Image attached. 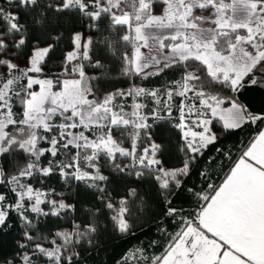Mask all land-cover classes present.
I'll use <instances>...</instances> for the list:
<instances>
[{"label": "trees", "instance_id": "16d2710c", "mask_svg": "<svg viewBox=\"0 0 264 264\" xmlns=\"http://www.w3.org/2000/svg\"><path fill=\"white\" fill-rule=\"evenodd\" d=\"M130 1L134 7L139 4V0ZM92 8L65 5V0H0L1 51L26 63L37 46H49L41 68L54 78V88L60 89L62 78L73 74L65 62L75 47V35L81 32L89 39L88 54L81 63L89 97L103 100L114 93V109L129 113L134 99L143 102L148 125L140 131L138 150L145 141L155 144L159 161L138 162L120 152L102 153L96 161L101 177H77L80 152L53 126L37 129L34 148L13 145L3 150L0 206L6 215L0 224V264H23L27 252L30 264H158L187 225H200L201 209L264 126V88L249 80L251 74L234 88L214 80L205 64L191 57L137 72L132 27L107 11L93 16ZM239 32L232 29L218 35L216 48L228 54ZM192 67L199 74L188 78L189 103L199 104L202 97L213 95L225 105L240 103L249 116L235 128H226L220 119L211 117L215 137L195 153L183 136V96L178 89V82ZM123 91L130 94L124 96ZM28 97L25 89L12 95L17 123L9 125V130L23 128ZM127 128H114L117 139H125L122 132ZM186 163L175 178L161 182V169H177ZM26 185L45 191L50 199L58 195L69 206L54 211L47 201L40 212L20 205V191ZM118 208L123 210L125 227L118 222ZM53 241L62 245L50 250Z\"/></svg>", "mask_w": 264, "mask_h": 264}, {"label": "rangeland", "instance_id": "374dc122", "mask_svg": "<svg viewBox=\"0 0 264 264\" xmlns=\"http://www.w3.org/2000/svg\"><path fill=\"white\" fill-rule=\"evenodd\" d=\"M65 5L85 9L91 6L93 16L107 11L117 21L131 26L135 36L134 67L137 72L154 71L163 63L191 57L201 60L214 80L230 85L232 75L224 68L230 52L222 53L216 48L215 41L218 35L232 29L242 30L235 43L239 59L233 65L234 74L240 77L249 65H257L252 75L264 71V0H161L159 4L154 0H139L137 7L130 0H65ZM88 45L89 39L78 32L75 47L68 52L65 62L70 64L73 74L62 78L61 88L55 89L54 78L41 68L49 46H37L28 62L18 63L3 55L0 40V152L13 145L34 148L39 139L37 129L53 126L80 152L77 177H101L96 161L102 153L120 152L138 162L159 161L155 144L145 141L140 152L138 150L140 131L148 125V116L142 110L143 102L134 99V107L129 113L114 109V93L103 100L89 97L87 76L81 68L88 54ZM198 74L197 68L192 67L178 82L179 93L183 96L180 124L192 153L201 150L214 137L208 106L213 101H220L208 95L202 97L199 104L189 103L191 85L188 78ZM23 89L29 92L23 128L12 131L9 125L17 122L11 110V97ZM122 94L127 96L130 93L123 91ZM118 125L128 127L122 132L123 141L114 133ZM55 144L56 141L52 145L53 151ZM187 166L188 163L177 169H161L158 176L163 184H167ZM47 195L43 190L26 185L20 191L19 204H27L40 212L47 201L54 205V211L69 206L62 197L57 195L50 199ZM5 215L6 211L0 206V224ZM116 215L120 226L125 227L121 208L117 209ZM61 237L64 239L65 236ZM61 245L59 241H53L48 249L54 250ZM38 247L42 248L41 245ZM30 254L25 253L23 264H30Z\"/></svg>", "mask_w": 264, "mask_h": 264}, {"label": "crops", "instance_id": "0c3cea01", "mask_svg": "<svg viewBox=\"0 0 264 264\" xmlns=\"http://www.w3.org/2000/svg\"><path fill=\"white\" fill-rule=\"evenodd\" d=\"M235 47L224 63L225 71L232 75L227 77L230 85L237 87L251 74L249 80L264 88V71L252 75L257 65H249L240 77L234 74L233 65L239 59ZM208 113L226 128L249 119L237 102L213 101ZM198 220L199 226L191 223L185 227L158 264H264V126L201 209Z\"/></svg>", "mask_w": 264, "mask_h": 264}, {"label": "snow or ice", "instance_id": "6c2138e0", "mask_svg": "<svg viewBox=\"0 0 264 264\" xmlns=\"http://www.w3.org/2000/svg\"><path fill=\"white\" fill-rule=\"evenodd\" d=\"M154 2L157 3V4H159L161 2V0H154ZM128 251H130V249L129 250H126V253L125 254H122L121 259H124L125 258V256H126V254H127ZM133 257H134V254H133ZM127 264H131V261H128Z\"/></svg>", "mask_w": 264, "mask_h": 264}]
</instances>
